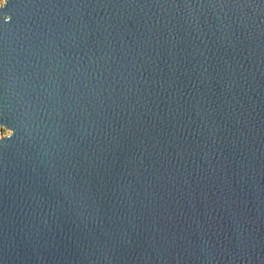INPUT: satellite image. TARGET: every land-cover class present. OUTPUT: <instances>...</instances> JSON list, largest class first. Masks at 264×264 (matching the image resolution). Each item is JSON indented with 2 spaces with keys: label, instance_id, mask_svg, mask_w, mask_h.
Returning <instances> with one entry per match:
<instances>
[{
  "label": "water",
  "instance_id": "95a60500",
  "mask_svg": "<svg viewBox=\"0 0 264 264\" xmlns=\"http://www.w3.org/2000/svg\"><path fill=\"white\" fill-rule=\"evenodd\" d=\"M0 127V264H264V0H7Z\"/></svg>",
  "mask_w": 264,
  "mask_h": 264
},
{
  "label": "rangeland",
  "instance_id": "374dc122",
  "mask_svg": "<svg viewBox=\"0 0 264 264\" xmlns=\"http://www.w3.org/2000/svg\"><path fill=\"white\" fill-rule=\"evenodd\" d=\"M8 134H9V131L7 129L0 127V137L8 135Z\"/></svg>",
  "mask_w": 264,
  "mask_h": 264
},
{
  "label": "clouds",
  "instance_id": "9594fccd",
  "mask_svg": "<svg viewBox=\"0 0 264 264\" xmlns=\"http://www.w3.org/2000/svg\"><path fill=\"white\" fill-rule=\"evenodd\" d=\"M4 0H0V6H3Z\"/></svg>",
  "mask_w": 264,
  "mask_h": 264
},
{
  "label": "snow or ice",
  "instance_id": "6c2138e0",
  "mask_svg": "<svg viewBox=\"0 0 264 264\" xmlns=\"http://www.w3.org/2000/svg\"><path fill=\"white\" fill-rule=\"evenodd\" d=\"M6 4H7V0H4V4H3V6H6Z\"/></svg>",
  "mask_w": 264,
  "mask_h": 264
}]
</instances>
